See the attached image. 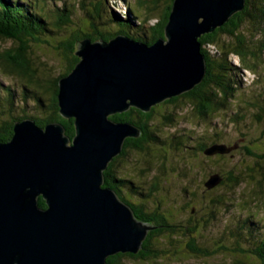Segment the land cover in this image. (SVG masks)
I'll return each instance as SVG.
<instances>
[{
	"label": "trees",
	"instance_id": "1",
	"mask_svg": "<svg viewBox=\"0 0 264 264\" xmlns=\"http://www.w3.org/2000/svg\"><path fill=\"white\" fill-rule=\"evenodd\" d=\"M172 1L162 0L159 16L151 18L145 15L142 19L135 14L133 6H128L124 0L126 12L123 15L115 9H108L110 0H0V44L7 46L0 52V74L3 78L17 79L19 82L5 85L0 82V142H8L14 123L23 119H32L41 128L48 123L59 122L63 125L64 134L72 138L73 120L60 116L56 95L59 79L68 75L78 62L75 56L78 42L82 39L104 40L107 33L115 30L125 36L132 33L136 38L139 37L137 40L153 44L163 37ZM244 2L242 11L230 17L213 33L199 38L205 63V74L199 84L180 96L151 107L148 112L130 108L110 116L112 121L132 124L141 134L136 139L125 140L120 154L113 158L103 172L104 186L113 189L151 230L147 232L137 254L118 253L107 257V264H121L125 259L162 260L166 255L178 259L172 263L191 264L188 259L200 261L218 254L224 255L234 264H264V222L259 218L235 216L229 226L225 225L220 230L216 244L207 241L203 233L195 236L198 230L217 227L218 220L223 218L222 214L229 210L228 204L233 202L229 200L235 195H244L243 203L239 204L250 207L246 208L249 210L264 204V166L258 167L260 180L242 191L240 187L245 184L243 175L257 173L253 167L242 166L243 172L233 170L223 164H216L214 157L211 159V156L204 155V151L212 145L234 147L238 142L246 143L248 135L245 133L255 126L259 129L258 137L264 135V71L257 75L255 64L256 59L264 57V0ZM143 3L146 5L144 9L151 12L158 0H145ZM153 19L155 22L149 24ZM246 24L250 26L252 39L239 30ZM209 46L216 52H210ZM229 54L238 58L242 70L257 76L254 79L257 91L252 97L256 102L242 100L250 89L240 76L241 69L231 64ZM42 58L58 61L62 65L56 78L42 77L45 73L40 60ZM236 99H241L250 108L242 107L243 103H235ZM230 105L232 109L228 108ZM187 107L198 117L207 120L206 124L211 130L216 125L211 124L209 114L215 115L226 110L223 120L231 126L239 124L242 131L232 143L224 142L222 130L193 139L187 135L168 136L165 129L175 126L172 108L183 110ZM247 115L249 123H242ZM134 141L136 143L133 144ZM165 145L172 152H178L176 162L180 161L176 169L185 170L181 178H187L188 174L191 178H187L190 181L187 180L184 185L176 182L171 187L172 191L179 187L181 200L178 198L175 202L171 197V184L168 181L164 187L160 184L165 160L168 161L163 150ZM132 152L140 155L139 162L142 164H130L136 171L134 174L137 177L133 176L135 179L125 172ZM246 153L251 155L249 151ZM200 156L203 161L199 159ZM191 157H196L191 162L210 163L193 175V170L200 165L195 168L190 164L183 167L179 165ZM152 163H156L157 174L146 179L145 175L150 173ZM170 169L175 170L173 163ZM215 175L219 183L208 188L205 183L210 176ZM138 178L142 181H138ZM162 196L166 204L161 201ZM39 204L45 208L42 198H39ZM178 235L184 243L181 250L185 253L182 256L178 249L181 242L176 237ZM199 236L206 241L199 243ZM162 241H168V250L162 247Z\"/></svg>",
	"mask_w": 264,
	"mask_h": 264
},
{
	"label": "water",
	"instance_id": "2",
	"mask_svg": "<svg viewBox=\"0 0 264 264\" xmlns=\"http://www.w3.org/2000/svg\"><path fill=\"white\" fill-rule=\"evenodd\" d=\"M162 38L153 44L132 33L78 42V62L58 81L57 104L73 120L74 136L59 122L14 123L0 142V264H107L137 254L151 227L117 193L103 172L126 139L141 131L110 116L180 96L205 74L199 38L242 11L244 0H173ZM212 145L204 155L233 151ZM219 183L210 176L205 185ZM39 198L45 208L39 204Z\"/></svg>",
	"mask_w": 264,
	"mask_h": 264
},
{
	"label": "rangeland",
	"instance_id": "3",
	"mask_svg": "<svg viewBox=\"0 0 264 264\" xmlns=\"http://www.w3.org/2000/svg\"><path fill=\"white\" fill-rule=\"evenodd\" d=\"M124 1L126 2V4L128 6L132 5L133 11L135 12V14L137 16L141 17L142 19H144L145 15H147L151 18L157 17V15L158 16L160 15L159 11L162 7V0H158V3H156V5L154 7H152L153 9L151 10V12H148L144 9V7L146 5H145V3H143V1H145V0H124ZM108 9H110L111 11H113L115 9L118 13H120V11L126 10V6L123 3H121L120 0H110V2H108ZM154 22H155V19L150 20L149 24H153ZM239 30H243L242 32L245 35H249L250 39H252L249 24L248 25L246 24V26L244 25L243 29H239ZM255 33L256 32L254 31L253 34H255ZM249 41L253 42L251 40H249ZM225 42H227L226 39H225ZM6 47L7 46L0 44V52L4 51V49ZM209 50L212 53L216 52V50L211 46H209ZM228 59L230 60L232 65L239 67V60L236 56L229 54ZM40 60H41L42 67L44 66V69H45L44 70L45 73L43 74L42 77L44 79H47L48 77L49 78H56L62 69V65L58 61L52 62V60L48 59V58L47 59L42 58ZM53 60H55V59H53ZM255 64L257 66V69H256L257 75L258 74L261 75L264 71V57H259V59H256ZM240 76L243 77L242 78L243 82L246 83L250 89L249 90L250 92L248 94L246 93V95L243 96L244 99H242V100L247 101V103H251V101L256 102L252 98L254 93L256 94V91H257L256 83L254 81L256 75L252 74L251 72H248L247 70L241 69V75ZM5 78H3V76L0 74V82L3 83L4 85L8 84V83H11V84H18L19 83L17 81V79L16 80H9L7 77H5ZM253 84H254V86H251ZM47 97H48V95H46V98ZM242 100L236 99L235 103H237V104L243 103V104H241L242 107H247L246 103L242 102ZM228 108L232 109V105H230ZM249 108H250V106H249ZM172 109L174 111L173 113H174V117H175V124H174L175 126L172 128L168 127L165 129V131H167V133H168L167 134L168 136L172 135V136L179 137V136H186L187 135L193 139V138L199 137V136H206V135L209 136L211 132H212V134H216L220 130H222L224 142L232 143V142L236 141V139L238 138V135L240 134V131H242V128L239 127V124H237L235 126H231L223 120V115H224V112H226V110L225 111L223 110L222 112H219L215 115L212 113L209 114L208 118H209L211 124L214 123L213 125H216L215 126L216 128L215 129L212 128V130H211V128L206 124L207 120L195 115L191 108L187 107V108H184L183 110L182 109H175V108H172ZM192 113H193V115H192ZM245 117H246L244 119L245 121H242V123H249L248 115ZM223 121H224V123H223ZM251 128H252V126L250 127V129ZM255 132H256V134H255ZM245 134L248 135L247 142L246 143L238 142V144H236V146H235L236 148L234 149V152L230 151L228 153H224L223 157H220L218 155L211 156V159H213L212 157H214L213 160L216 162V164H223V165L227 166V168H230L233 170H239L242 172H243L245 166L246 167L247 166L253 167L254 168L253 171H257V173H258V171L260 170V168L258 169V167L264 166V135H261V137H258L259 136V129L257 126L253 127V129L251 131H248ZM163 150L166 152V155L168 157V161L166 162V160H165V165H164V169L162 172V179L160 180L161 181L160 184L164 187L167 184L166 181H168V184H171V186L169 185L170 188L174 184H176V182H177V184H178V182H179V184H180V182L183 185L186 184L187 180L191 179V178L189 177V174L187 175L188 179L185 177L181 178L182 177L181 174L185 173L184 172L185 170L183 172L179 171V170L177 171L176 167H178V166H176V164L178 161H180V160H177V162H176V158H177V154H178L177 150L172 152V149H170V147H168V146L164 147ZM248 151L251 152L250 153L251 155H247L246 152H248ZM129 156H130L129 161H128L129 164H128V166H126L125 172L132 175V178H134L133 176L137 177L134 174V172H136V171L134 170L133 166H130V164L134 165V166H136V165L142 166V164L139 162L140 155L136 154L135 152H132ZM194 159H196V157H193V158L191 157L189 159L186 158L187 161L184 160V162L179 163V165L183 167L185 165L187 166V164H190L193 166V168H195L196 166L198 167L200 165V167L198 169L193 170V172H192L193 175H196L198 173V171L200 170V168H204V167H206L205 165L208 166L210 163V161H208V163L204 164L205 162H202L203 161L202 156H200V158H199L202 161L191 162ZM181 161H182V159H181ZM171 162L174 164V168H175L174 171H171V169H170V167L172 166ZM155 164L156 163H152L150 173L148 174V176L145 175L146 179H148V177H151V176L153 177L157 174L158 170H157V166ZM242 166H244V167H242ZM257 173L250 172V173H246L243 175V180L245 181V184L241 185V187H240V189L242 191H245L247 186L252 185L256 180H258V181L260 180L259 173L258 174ZM252 178H253V180H252ZM138 181H142V179L138 178ZM169 181H170V183H169ZM188 181H190V180H188ZM137 183L140 184V182H137ZM149 183H150V181H149ZM140 186H141V184H140ZM253 186H255V185H253ZM159 187H161V186L159 185ZM262 187L264 188V186H262ZM145 189H146V186H145ZM159 196L157 198H159ZM171 197L173 198V202H175V199L178 200V198H179V200H181L179 187L175 188L173 191L171 188ZM160 199H161V201H165L164 202L165 204L167 203V201L163 199V196L160 197ZM243 199H244V195L233 196V198L229 200V202H232V201L233 202L228 204L229 205L228 212L225 214H222L223 218L221 219V221L218 220L219 224L217 225V227H214V229L207 228V230H198L197 235H195V236H198V234L203 233L202 235H203V237H205V239H207V241L211 242V244H216V241L220 236L219 235L220 230L224 229L225 225L229 226L232 218H236L235 216L249 215L252 218H259L261 221L264 222V204H259L258 207H254V208H252V210H249L246 208H250V207L243 206V205L239 204V202L243 203V201H244ZM176 237H179V235ZM179 241H181V242L178 244V249L180 252V256H182V254L185 253L184 250H181V248L184 247V243H182L183 241L181 238L179 239ZM202 241H206V240H204L203 238H201L199 236L198 242L202 243ZM167 243H168V241H162L161 245L164 249L168 250L169 247H168ZM203 243H205V242H203ZM208 244H210V243H208ZM172 257L171 256L168 257V255H166L165 258L162 260L150 259V260H143V261L140 259H136V260L133 259V260L127 261L125 259L121 264H179L178 262L172 263V262H175L178 260V259H173ZM180 259H185V258L181 257ZM186 259H188V257ZM188 260L190 261L189 263H191V264H234L233 262H230L224 255H221V254H218L212 258L210 257V258H206V259L200 260V261H195L194 259H188Z\"/></svg>",
	"mask_w": 264,
	"mask_h": 264
},
{
	"label": "flooded vegetation",
	"instance_id": "4",
	"mask_svg": "<svg viewBox=\"0 0 264 264\" xmlns=\"http://www.w3.org/2000/svg\"><path fill=\"white\" fill-rule=\"evenodd\" d=\"M133 144L136 143V141L132 142Z\"/></svg>",
	"mask_w": 264,
	"mask_h": 264
},
{
	"label": "bare ground",
	"instance_id": "5",
	"mask_svg": "<svg viewBox=\"0 0 264 264\" xmlns=\"http://www.w3.org/2000/svg\"><path fill=\"white\" fill-rule=\"evenodd\" d=\"M35 122V121H34Z\"/></svg>",
	"mask_w": 264,
	"mask_h": 264
}]
</instances>
